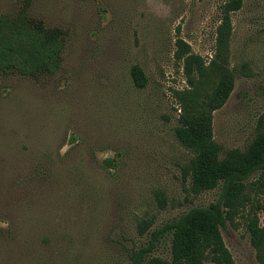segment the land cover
<instances>
[{"label": "rangeland", "instance_id": "rangeland-1", "mask_svg": "<svg viewBox=\"0 0 264 264\" xmlns=\"http://www.w3.org/2000/svg\"><path fill=\"white\" fill-rule=\"evenodd\" d=\"M228 1L0 0V16L23 8L63 42L53 75L0 73V264H131L151 231L215 201L219 185L192 194L182 176L192 155L174 128L191 87L174 53L180 40L207 67ZM229 21L233 87L211 114L219 158L244 150L264 113V0H241ZM245 195L242 216L220 229L233 264H257L245 215L264 206V173ZM152 255L168 258V236Z\"/></svg>", "mask_w": 264, "mask_h": 264}, {"label": "trees", "instance_id": "trees-1", "mask_svg": "<svg viewBox=\"0 0 264 264\" xmlns=\"http://www.w3.org/2000/svg\"><path fill=\"white\" fill-rule=\"evenodd\" d=\"M241 0H229L221 8L213 59L203 67L198 57L188 54V47L177 40L174 57L183 61V73L191 91L178 96L180 113L174 136L190 151L191 158L182 168L192 194L214 189L219 192L214 202L194 207L178 218L164 223L148 235L146 245L130 255L131 264H233L225 248L220 229L242 216L245 209V181L255 173H264V113L255 122V135L244 150H227L219 158V147L212 139L211 114L226 102L233 76L226 66V44L230 32L229 14L237 11ZM63 42L45 29L31 26L24 9L14 16H0V73H18L29 77L53 75L60 65ZM129 75L136 88H142L145 78L138 66ZM208 86L201 96V86ZM160 201V200H159ZM161 202V201H160ZM245 215V230L257 264H264V206L255 204ZM255 210H259V221ZM150 226L148 221L137 224L138 234ZM169 237V256L152 255L157 243Z\"/></svg>", "mask_w": 264, "mask_h": 264}]
</instances>
